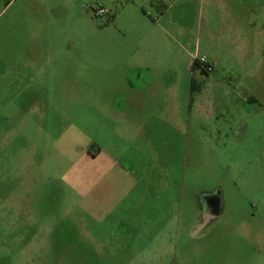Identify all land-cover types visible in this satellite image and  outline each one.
I'll return each instance as SVG.
<instances>
[{"label": "rangeland", "instance_id": "374dc122", "mask_svg": "<svg viewBox=\"0 0 264 264\" xmlns=\"http://www.w3.org/2000/svg\"><path fill=\"white\" fill-rule=\"evenodd\" d=\"M225 1H62L56 57L0 62V264L148 262L133 256L136 226L125 208L102 223L88 215L85 191L99 187L91 202L100 207L116 187L105 153L87 155L91 143L140 176L135 217L154 213L158 231V198L168 197L158 191L172 185L174 226L163 227L175 238L164 264H264V112L239 86L254 68L240 63L245 44L229 40ZM11 33L3 28L0 49ZM195 57L213 71L193 66ZM117 124H151L152 135L145 128L124 140ZM215 194L220 220L186 236Z\"/></svg>", "mask_w": 264, "mask_h": 264}, {"label": "crops", "instance_id": "0c3cea01", "mask_svg": "<svg viewBox=\"0 0 264 264\" xmlns=\"http://www.w3.org/2000/svg\"><path fill=\"white\" fill-rule=\"evenodd\" d=\"M62 1L67 0H7L8 3L6 4L5 14L10 9H12V12L5 20H3V15H0V36L3 28H11L12 33L9 36L5 35L9 43L5 44L4 49H0L1 64L37 65L42 63L45 59H53L57 56V52L55 51L57 49L55 48L57 45L56 42L59 38V27L57 23L60 20L61 7L63 8L64 6L61 5ZM225 3L228 17L230 18L229 40L232 44H245V51L239 53L240 63L246 66L248 64L249 66L253 65L254 68L253 72L249 73L250 71L248 70L245 75L241 76L243 78L239 86L243 89L244 93L242 94L246 96L250 106L254 108L259 106L260 110L264 112V9L262 7V1L226 0ZM253 5L256 7L255 10L252 9ZM103 9L106 10L105 7ZM164 15L165 13L161 16L164 17ZM251 46H254L253 50L256 51V55L252 60L249 57L251 53L247 52L248 49L250 50ZM3 76L5 78V75L1 77ZM234 90L233 92L236 94L237 90ZM145 128L148 129V134L145 138L149 140V137L152 135L151 124H117L113 132L115 131L119 138L124 139V135L125 137L128 135L129 138L136 139L138 136L136 132L144 130ZM134 131L136 132L133 133ZM131 132L133 137L129 135ZM130 141L132 140L129 139L126 144L131 145L129 144ZM91 145L92 148L89 149L87 155L90 156L91 161L94 160L95 162L100 160L103 153H105L104 156L107 166L106 179L108 178L110 180L112 177L116 176V185L114 184L116 187L114 189L111 187L107 188L112 192L109 202H105L104 200L100 201V204H102L100 207L97 202H91V199L94 197V192L97 191L99 187L96 185L95 187L92 186L90 190H86L85 201L88 215H91L93 218L96 217V221L102 223L106 220H111V215L116 212L115 210L125 208V211L132 215L130 218L132 219L131 224L136 226L135 228L133 227L135 231V237H133L135 238L134 243H138L133 251V256H146L145 258H149L146 264H151L152 257H159L162 258L161 264H164L165 260L170 257L168 251L172 250V240L175 238L171 236V229L167 232L163 227L167 224L172 227L174 226L172 212L173 202H171L173 197L170 193L171 191H175H173L172 185L168 184L166 186H161L158 191L168 196L165 197V199L162 197L158 198V205L162 206L161 218H158L161 227L158 231V228L155 227L157 225L155 223L157 217L155 218L154 213H151L149 217H135L136 215H141V212L137 210L142 208L140 205L142 196L138 197V195H136L137 193L141 194V192L137 191V189H140V183L138 184L135 180V178H139L140 176L136 174L134 169H130V165H126L124 161L120 162L112 158V149H105L99 143H91ZM115 151H117V149H115ZM122 158L124 157L122 156ZM179 188L178 201L182 206L185 193H183V187ZM145 190L144 192L147 194L151 191L148 185L145 186ZM218 195H211L206 200L201 201V204L198 206V216L195 221L189 222L192 228L187 234L185 233L186 236H193L195 229L201 227L202 230H205L207 227H212L215 221L220 220L219 214H221V211L219 212ZM142 200L144 201L145 199L143 198ZM103 204L106 206L104 207ZM101 211L102 213H100ZM102 218L106 220H102ZM176 219L179 221V216L176 217ZM185 224L187 223L185 222ZM124 228L126 230L125 226L123 230ZM176 237L182 238V234H180V237L179 234ZM149 242H151V244H147ZM158 246H160V249L154 251L150 249L151 247L154 248Z\"/></svg>", "mask_w": 264, "mask_h": 264}, {"label": "built area", "instance_id": "2783aa9c", "mask_svg": "<svg viewBox=\"0 0 264 264\" xmlns=\"http://www.w3.org/2000/svg\"><path fill=\"white\" fill-rule=\"evenodd\" d=\"M105 14H106V10L103 9L102 7H99L96 11H94V15L96 17H102ZM195 59H197L201 64H203L205 66V70H207L208 73L213 71V67L207 63V59L205 57L200 58V59L195 57Z\"/></svg>", "mask_w": 264, "mask_h": 264}, {"label": "flooded vegetation", "instance_id": "af4514ba", "mask_svg": "<svg viewBox=\"0 0 264 264\" xmlns=\"http://www.w3.org/2000/svg\"><path fill=\"white\" fill-rule=\"evenodd\" d=\"M193 66H195L197 69L201 70L202 72H206L205 66L201 64L197 59L193 60Z\"/></svg>", "mask_w": 264, "mask_h": 264}, {"label": "trees", "instance_id": "16d2710c", "mask_svg": "<svg viewBox=\"0 0 264 264\" xmlns=\"http://www.w3.org/2000/svg\"><path fill=\"white\" fill-rule=\"evenodd\" d=\"M207 72V70H205ZM208 73V72H207Z\"/></svg>", "mask_w": 264, "mask_h": 264}]
</instances>
